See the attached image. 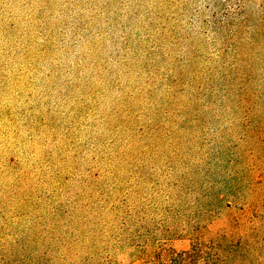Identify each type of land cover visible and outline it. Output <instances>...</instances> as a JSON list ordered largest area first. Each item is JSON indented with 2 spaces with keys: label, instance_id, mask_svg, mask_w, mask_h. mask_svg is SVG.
<instances>
[{
  "label": "rangeland",
  "instance_id": "374dc122",
  "mask_svg": "<svg viewBox=\"0 0 264 264\" xmlns=\"http://www.w3.org/2000/svg\"><path fill=\"white\" fill-rule=\"evenodd\" d=\"M157 257L264 264V0H0V264Z\"/></svg>",
  "mask_w": 264,
  "mask_h": 264
},
{
  "label": "trees",
  "instance_id": "16d2710c",
  "mask_svg": "<svg viewBox=\"0 0 264 264\" xmlns=\"http://www.w3.org/2000/svg\"><path fill=\"white\" fill-rule=\"evenodd\" d=\"M197 252H200V250L197 249ZM177 254L179 256H182L183 255V252L182 253H177ZM165 257H167L166 259H169L173 263H177L178 262V260L171 258L168 253H165ZM158 263H163V262L157 257L156 260L153 261L151 264H158Z\"/></svg>",
  "mask_w": 264,
  "mask_h": 264
}]
</instances>
